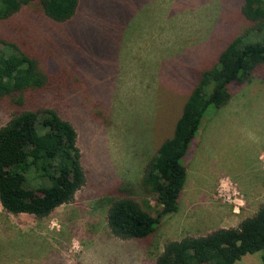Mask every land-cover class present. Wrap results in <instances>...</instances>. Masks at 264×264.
<instances>
[{"label":"rangeland","instance_id":"rangeland-1","mask_svg":"<svg viewBox=\"0 0 264 264\" xmlns=\"http://www.w3.org/2000/svg\"><path fill=\"white\" fill-rule=\"evenodd\" d=\"M242 1L81 0L64 23L35 1L0 20V40L37 60L60 88L49 106L75 127L86 177L74 200L45 220L0 206V234L9 239L21 228L56 231L36 247L17 241V253L33 254L20 264H154L168 242L237 228L255 214L264 202V65L248 83L229 85L228 103L204 116L182 161L187 179L178 210L144 240L116 238L106 223L110 193L125 182L134 186L124 195L156 215L154 196L137 182L172 135L200 72L250 26ZM9 115L0 102V127ZM56 237L45 262L44 246ZM11 247L0 246V254ZM261 255L234 264H262Z\"/></svg>","mask_w":264,"mask_h":264},{"label":"trees","instance_id":"trees-1","mask_svg":"<svg viewBox=\"0 0 264 264\" xmlns=\"http://www.w3.org/2000/svg\"><path fill=\"white\" fill-rule=\"evenodd\" d=\"M37 1L46 17L64 23L77 13L81 0H0V20ZM241 14L248 29L233 37L183 103L173 133L146 163L137 182L160 207L152 217L134 198L124 195L134 186L119 185L106 213L110 233L121 240H144L160 220L178 210L187 170L182 162L210 109L224 107L228 86L244 85L264 65V0H243ZM255 37L254 39H252ZM37 60L16 44L0 40V102L10 109L0 127V206L12 215L48 217L71 203L85 185L73 124L61 118L50 100L60 93ZM33 184L27 188L26 184ZM261 252L264 264V202L237 228L217 229L204 236L184 237L164 245L154 264H234Z\"/></svg>","mask_w":264,"mask_h":264},{"label":"crops","instance_id":"crops-1","mask_svg":"<svg viewBox=\"0 0 264 264\" xmlns=\"http://www.w3.org/2000/svg\"><path fill=\"white\" fill-rule=\"evenodd\" d=\"M51 214L48 217L43 218V219L45 220V219L49 218L51 216ZM19 215H28V214H19ZM29 216H32V215H29ZM18 231L19 232L14 237H12L11 239H9V236H5L3 234H0V246H5L6 244L12 246L9 254H5V253L0 254V264H20V262L23 263V261H28L29 259H31L33 254H31L30 252H26L24 254L17 253V251L14 247V245H16L17 241L21 240L24 244L29 243V244H32L33 246L36 247V246L40 245V241L41 242L46 241L48 238L51 237V234H55V232H56V231L50 229L48 227V225H46V224H45V229H43L42 231L37 232L35 229H31V228L30 229L29 228H27V229L21 228ZM60 239H61L60 237H56V241H50L44 246L45 256H46L45 262L50 257V255H49L50 250L53 249L54 244L56 242L61 241ZM47 246H49V247H47ZM28 264H31V263H28Z\"/></svg>","mask_w":264,"mask_h":264}]
</instances>
